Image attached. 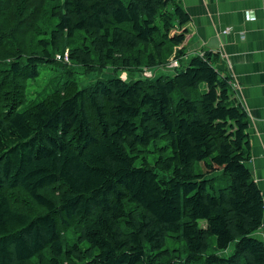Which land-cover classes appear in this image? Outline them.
Here are the masks:
<instances>
[{
  "label": "trees",
  "instance_id": "trees-1",
  "mask_svg": "<svg viewBox=\"0 0 264 264\" xmlns=\"http://www.w3.org/2000/svg\"><path fill=\"white\" fill-rule=\"evenodd\" d=\"M188 20L176 0H0V264H264L247 113L218 53L181 67ZM57 65L115 76L23 105Z\"/></svg>",
  "mask_w": 264,
  "mask_h": 264
},
{
  "label": "crops",
  "instance_id": "crops-1",
  "mask_svg": "<svg viewBox=\"0 0 264 264\" xmlns=\"http://www.w3.org/2000/svg\"><path fill=\"white\" fill-rule=\"evenodd\" d=\"M176 2L189 16L181 27L186 30L184 41L178 46L184 50L181 62L205 52L218 53L216 67L230 77L232 98L247 113L246 166L264 202V0ZM253 236L264 243V214Z\"/></svg>",
  "mask_w": 264,
  "mask_h": 264
},
{
  "label": "rangeland",
  "instance_id": "rangeland-1",
  "mask_svg": "<svg viewBox=\"0 0 264 264\" xmlns=\"http://www.w3.org/2000/svg\"><path fill=\"white\" fill-rule=\"evenodd\" d=\"M67 59V58H66ZM65 59V61H66ZM187 64V61L183 60L181 62V67L184 68ZM144 68V67H143ZM72 73L68 72H62V68H59L58 65L56 68H48L44 69L41 71V73L36 77V79H30L27 81V86H26V100L24 101L23 105H25L29 100L33 99L36 97L37 93L43 90V88L49 83L50 79L52 77L60 75V79H74L79 86L86 85L92 81H94L97 78H110L115 76V73L112 71L111 67H105L101 70H95V71H84L82 67L79 66H74L73 69L71 70ZM149 75H156L159 74H167V75H172L175 72L174 68H168V69H160V71H157L156 69L153 70V68L146 69L144 72L143 71H127V70H119L117 72V75H119L121 78H124L126 80L130 79H138L142 78L146 73ZM203 223V221L201 222ZM210 241V247L215 243V237L211 236L209 238ZM234 248V242H232L229 247L220 252L221 255L223 256H228Z\"/></svg>",
  "mask_w": 264,
  "mask_h": 264
},
{
  "label": "built area",
  "instance_id": "built-area-1",
  "mask_svg": "<svg viewBox=\"0 0 264 264\" xmlns=\"http://www.w3.org/2000/svg\"><path fill=\"white\" fill-rule=\"evenodd\" d=\"M57 58H58V59L61 58L60 55H57ZM178 65H179L178 60L173 59V60H171V61L168 63L167 66H168L169 68H174V67H176V66H178Z\"/></svg>",
  "mask_w": 264,
  "mask_h": 264
}]
</instances>
